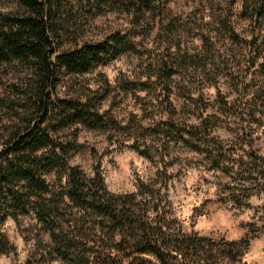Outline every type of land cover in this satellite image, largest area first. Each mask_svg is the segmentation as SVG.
<instances>
[{
	"label": "trees",
	"instance_id": "trees-1",
	"mask_svg": "<svg viewBox=\"0 0 264 264\" xmlns=\"http://www.w3.org/2000/svg\"><path fill=\"white\" fill-rule=\"evenodd\" d=\"M13 1L14 10L0 9V66H13L16 71L0 97V254L9 250L2 230L7 219L33 213L51 237V254L68 264H215L217 255L236 260L241 243H216L176 229L157 205L150 206L138 194L111 192L99 168L87 176L68 161L77 143L65 139V129L75 125L117 130L132 127V122L121 125L101 109L109 86L102 93L73 85L66 86L64 93L59 90L66 75L84 74L138 51L135 38L141 32L136 29L87 40L83 35L86 20L114 10L137 18L155 11L158 0ZM239 3L240 16L258 26L251 48L260 56L264 53V0ZM159 14L165 54L148 64L143 77L121 79V88L157 93L166 117L148 128L142 126L143 131L163 136L162 144L175 141L207 153L213 168H222V160L232 149L213 135L215 118L206 117L200 125L174 119V78L196 60L178 51L180 44L173 35L178 21L169 19L164 9ZM201 38L208 44L206 35ZM258 66L264 74V61ZM226 106L224 103L223 108L228 109ZM149 142L146 137L136 139L131 147L152 159ZM202 143L214 146L218 155L201 147ZM246 155L247 171L241 164L226 169L227 173L249 172L251 176V184L242 186L234 199L239 205L254 190L264 189V158L252 150ZM52 173L59 181L57 186L48 181ZM142 188L148 187L142 184Z\"/></svg>",
	"mask_w": 264,
	"mask_h": 264
},
{
	"label": "rangeland",
	"instance_id": "rangeland-1",
	"mask_svg": "<svg viewBox=\"0 0 264 264\" xmlns=\"http://www.w3.org/2000/svg\"><path fill=\"white\" fill-rule=\"evenodd\" d=\"M155 5V11L137 18L114 10L86 20L83 35L87 40L136 29L141 32L135 38L138 51L125 53L87 73L66 75L62 83L65 86L59 90L64 93L66 86L73 85L102 93L109 86L101 109L109 111L121 125L132 122V127L117 130L75 125L65 129V139L77 143L68 161L87 176L99 168L111 192L138 194L150 206L157 205L176 229L216 243H241L236 260L217 255L215 264H264V189L254 190L239 205L234 199L242 186L251 184V176L249 172H226L234 164H241L247 171L249 150L264 158V74L258 66L264 61V53L256 56L251 48L258 26L240 16L239 0H158ZM0 9L14 10L15 3L0 0ZM161 9L179 23L173 33L180 44L178 51L196 60L174 78V119L200 125L206 117L215 118L213 135L232 149L222 160V168H213L207 153L175 141L162 144L163 136L143 131L142 126L148 128L166 117L157 93L121 88V79L143 77L148 64L165 54ZM201 35L209 38L208 44ZM15 73L13 66H0V97ZM224 103L228 109L223 108ZM145 137L153 145L152 159L131 147L136 139L142 141ZM201 147L218 155L214 146L202 143ZM48 181L54 186L59 184L54 173ZM142 184L148 188H142ZM2 230L9 250L0 254V264H68L51 254V237L33 213L7 219Z\"/></svg>",
	"mask_w": 264,
	"mask_h": 264
}]
</instances>
